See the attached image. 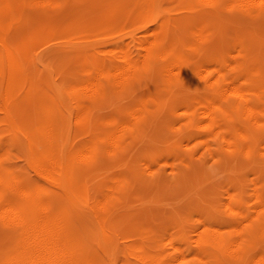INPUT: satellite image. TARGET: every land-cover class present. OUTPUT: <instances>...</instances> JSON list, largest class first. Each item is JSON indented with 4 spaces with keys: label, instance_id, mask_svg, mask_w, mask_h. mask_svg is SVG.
I'll list each match as a JSON object with an SVG mask.
<instances>
[{
    "label": "rangeland",
    "instance_id": "obj_1",
    "mask_svg": "<svg viewBox=\"0 0 264 264\" xmlns=\"http://www.w3.org/2000/svg\"><path fill=\"white\" fill-rule=\"evenodd\" d=\"M153 1L149 6L148 0H0V64L9 55L24 79L13 97L5 94L0 78L4 165L31 190L38 186L44 200L68 211L91 256L103 264H137L128 254L133 245L166 257L179 246L186 259H194L196 240L208 239V229L240 240L229 250L208 244L222 264H264V15L236 0L231 7L230 0ZM151 48L145 80H109L103 93L91 85L96 71L110 68L121 53L140 62ZM180 56L189 60L187 75L166 78L165 66ZM218 75L251 81L243 87L251 89L260 109L252 118L244 108L229 110L232 120L221 122L225 138L199 115ZM76 95L84 97V107ZM191 117L188 130L194 137L182 141ZM47 121L56 150L72 166L76 183H83L80 204L72 205L32 163L27 130ZM120 125L122 136L111 144L107 137ZM105 194L110 200L104 211L106 241L94 211ZM11 234L0 222V258L11 246Z\"/></svg>",
    "mask_w": 264,
    "mask_h": 264
},
{
    "label": "bare ground",
    "instance_id": "obj_2",
    "mask_svg": "<svg viewBox=\"0 0 264 264\" xmlns=\"http://www.w3.org/2000/svg\"><path fill=\"white\" fill-rule=\"evenodd\" d=\"M48 1L49 0H47V2ZM201 1L207 2L205 0H201ZM236 1L243 2L247 6V8H249V9H254V11L252 10L251 13L255 12L256 16H259V15L263 16L264 15V0H236ZM141 2H143V0H141ZM153 2H154L153 0H148L149 6H151L153 4ZM230 2H229V5L231 7V4H233L232 3L233 1L230 0ZM35 3H37V2H35ZM225 4H228V3H225ZM188 5H190V4H188ZM233 5H235V4H233ZM218 6L219 5L217 4L216 7H218ZM187 7L188 6L186 5V8ZM195 7H197V6H195ZM198 7H200V6H198ZM57 8H59V7H57ZM62 8H64V6ZM238 8H240L239 5H238ZM197 9H198V11L200 10V8H197ZM223 9H225V8H223ZM64 10L66 11V9H64ZM40 11H41V9H40ZM62 12H64V11H62ZM55 13H56V10H55ZM142 13H144V12H142ZM135 16L137 19V15H135ZM194 16H196V15H194ZM165 17H167V16H165ZM197 21H199V20H197ZM183 22H185V21H183ZM138 24H140V23H138ZM193 26H195V24ZM162 27H163V25H162ZM169 28H170V26H169ZM205 28H206V26H205ZM200 29H201L200 32H202V34L204 35L202 28H200ZM153 34H155V33L153 32ZM187 39H189V38H187ZM199 39H201V38H199ZM156 44H154V46ZM159 45H161L160 42L158 43V46ZM191 45H193V44H191ZM7 47H8V45H7ZM74 49H76V48L74 47ZM154 50L155 49H152V48L149 49L147 51V54L144 56L143 60H141L140 62L134 61L132 59V57H130L128 54L121 53V55L118 59L119 61L113 62L112 66L110 68L101 67L96 71L95 77L92 80H90L92 82L91 85H93L95 87L96 92L100 91L103 93V92H106L108 90L109 80H111V81L113 80L114 82H116V84H117V82L122 83L124 81L125 82L134 81L135 83H139L141 80H145L147 78V75L151 72V71H149L150 67H151L149 62H150L151 56H153ZM75 52H76V50H75ZM185 60L186 59L184 56H180L178 58H174L170 63H168L167 66H165L166 78H168L169 76H175V74L179 73L178 75L181 76L180 80L183 79L187 75V73L189 71V65H190L189 60H187V61H185ZM14 63L11 61L10 56L8 55L5 65L0 64V78L2 81L3 88H4V92H5V94H10L13 97L15 95H18V93L22 91L23 86H24L23 85L24 79L16 67L17 64L14 65ZM199 64H201V63H199ZM145 66H149V68L146 67V70H144ZM206 66H208V65H206ZM205 69L209 70V66H208V68H205ZM202 70L204 72V69H202ZM152 72H153V70H152ZM206 72H207V70H206ZM237 73H238V75H240L241 70L237 71ZM200 74H201L200 76H202V73H200ZM224 76H225V74H224ZM240 80H242V79H240ZM164 82L165 81H163V83ZM211 82L212 81H210V83ZM78 83L81 84V82H78ZM245 83L249 87L252 86L251 81L239 82V80H236V78H231L229 80H221V78L218 75L217 79L212 83V85L215 86V89L213 91L207 93L209 95V97L205 100V103H204L205 105L201 106L202 109L200 110L199 115L201 117H205L207 119V120L205 119V121H203L201 123H203V124L206 122L209 123V124H207L208 128L219 127L221 132H222L221 134H223V137L225 138V133L223 131V128L221 127V122L222 121L228 122V121L232 120L229 118L230 116H228L229 110L231 112H235L238 109L244 108V113H245L246 117H247V115L248 116L250 115V118H252V115L260 113L259 105L254 98V94L251 93V89L243 87V84H245ZM182 85L184 87V84H182ZM163 91L165 92V90H163ZM119 94H124V93H119ZM199 94H200V92H199ZM202 94H205V93L203 92ZM194 96L196 97V95H194ZM16 100H17V98H16ZM74 100L77 104L84 107V97H78V95H76V97H74ZM106 102H107V100H105V103ZM199 104L200 103L198 102L197 105H199ZM198 107H200V105ZM184 109L187 110L186 108H184ZM139 111H141V110H139ZM194 113L198 114L196 112V110ZM79 114H80V112H79ZM134 116L138 117L139 115L138 116L134 115ZM66 117H67V115H66ZM77 117H79V116H77ZM131 117H133V114L131 115ZM38 118H42V117H38ZM251 120L254 121V117ZM255 120H257V118H255ZM67 121H68V119H67ZM192 121H193V119L191 117L190 121L188 122V126L185 129L186 132L182 136L183 137L182 141L186 140V142H187L194 137L188 130V128L191 126ZM99 122H100V120H99ZM186 122L187 121H185V123ZM262 122H261V124H262ZM46 123H48V124H46L44 126L41 125L39 127H35L34 129H28L27 133H26L27 136L25 135L28 138V145L30 148V153H31L30 156H31L32 163L34 164L35 168H37L39 171L43 172V175H44V173L46 175H48L49 178H51L53 180L52 182L55 181L57 183V185H59V187H61L64 190L67 198L72 201V205H73V202L76 204L77 203L80 204L84 201V191L82 189V186L80 187V185L78 186V184H83V183L80 181L79 178H78L79 179L78 183H76V181L74 180V177H73L74 172H73L72 166L66 165L64 163V159H66V158H64V155H62V154L60 155L58 153V151L56 150L57 147L54 144L55 138L53 136L54 133H52L53 127L51 128V125H50L51 122L47 121ZM71 123H73V121ZM74 124H76V123H73V125ZM104 124H106V123H104ZM189 124H190V126H189ZM205 125L200 126V124H199V126L202 128H203V126L205 127ZM22 128H24V127H22ZM76 131H77V129H76ZM122 131H123V128L120 125L116 129H114L112 132H110L107 139H109L111 144H115L118 140H120V138L122 136ZM219 131H217V132H219ZM213 132H216V131L213 129L212 133ZM232 133H234V132H232ZM242 134H244V133H242ZM231 136L232 135H230L228 137L231 138ZM83 138L84 137H82V139ZM205 139L206 138H204V140ZM58 140H59L58 142L60 143L59 138H58ZM226 140L228 141L230 139H226ZM227 141L224 143V144L227 143V145H224L226 147L229 145V143ZM184 144H186V143H184ZM191 144H192V142H191ZM206 144L209 146L208 143H206ZM207 145H205V147ZM187 146H189V145L186 144V147ZM195 146H197V145H195ZM109 148H111V147H109ZM227 148H230V147H227ZM74 149H76V148H74ZM93 149H95V148H93ZM206 149H209V148H206ZM92 150L90 149L89 151H92ZM110 150H112V149H110ZM61 151H63V150H61ZM106 151H108V150H106ZM208 151L210 152V149ZM259 153H260V151H259ZM197 154H200V151ZM197 154L194 157H196ZM87 155H89V154H87ZM211 155H212V153H211ZM199 156L200 155H198L197 158H200ZM229 156L231 157V155H229ZM81 157H82V155H81ZM29 162H30V160H29ZM187 163H189V162H187ZM36 175H38V173H36ZM87 181H88V179H87ZM117 183L119 184V182H117ZM51 187H53V186H51ZM113 187H115V186H113ZM113 187H111V188L113 189ZM37 189L41 190L40 188H38V186H37ZM37 189L31 190L27 184H25L19 177L15 176L13 174V172L11 171V169H8L4 165V156H3V154L1 155V153H0V222L3 224L4 227H7L12 233L11 234L12 235L11 246H10L9 250L0 258V264H103L101 261H98L91 256L90 251L88 250V248L85 244L84 238L82 236L83 234L81 235V233L78 231V229L72 223V216H70L71 214H69L68 211H66L64 208L57 207L56 205H54V203L52 201L44 200L41 197V192L38 191ZM60 196H62V195H60ZM59 198H61V197H59ZM109 202H110L109 194L108 195L105 194L94 205V211L96 214V221L98 223V226L101 228V230H103V235H104L105 241L108 238H107L106 232L104 230V211L106 210ZM229 208H230V206H229ZM235 211H237V210H235ZM256 213H257V211H256ZM240 220L242 221V223H244L246 220L245 216H240ZM244 225H240L241 229L243 228L242 226H244ZM204 226L202 228H205ZM213 228H215V227H213ZM227 228L228 227H226L225 229H227ZM219 229H221V228H219ZM238 231H240V230H238ZM206 232L209 233L207 236L208 239L203 237L202 235H200L201 237L198 240H196V242L198 244L197 247L199 250V255L194 257V259H186L185 254L181 250L182 248H180L179 246H178L179 248L172 246V252L167 257L160 254V253L150 251L142 245H140V246H134V245L129 246L128 254H130L132 257H134L135 260L133 259V261H136L137 264H222L219 257L216 256L214 252H209L207 250L208 244H213V246L218 247V248L228 249L231 246H233L237 242V240L236 239L233 240L232 238L230 239L229 233H225V232L219 233V231H216L213 229H208V230H206ZM245 234H247V232ZM135 241H137V240H135ZM238 241L240 242V240H238ZM169 242H171V240ZM239 242H237L236 245L237 244L240 245ZM176 245H178V244H175V246ZM235 247H237V246H235ZM149 248H151V247H149ZM154 250H155V248H154ZM256 256H258L257 252H256ZM260 257L261 256H259V258ZM255 263L257 264V262H255ZM250 264H253V262Z\"/></svg>",
    "mask_w": 264,
    "mask_h": 264
}]
</instances>
